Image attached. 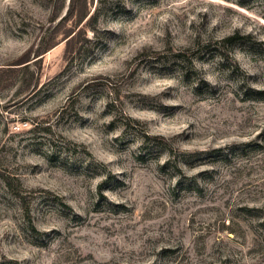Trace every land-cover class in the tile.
I'll list each match as a JSON object with an SVG mask.
<instances>
[{"label":"rangeland","instance_id":"obj_1","mask_svg":"<svg viewBox=\"0 0 264 264\" xmlns=\"http://www.w3.org/2000/svg\"><path fill=\"white\" fill-rule=\"evenodd\" d=\"M76 3L0 0V264H264V0Z\"/></svg>","mask_w":264,"mask_h":264},{"label":"trees","instance_id":"obj_2","mask_svg":"<svg viewBox=\"0 0 264 264\" xmlns=\"http://www.w3.org/2000/svg\"><path fill=\"white\" fill-rule=\"evenodd\" d=\"M75 4H77L76 3V0H72V5H70V9H72L73 8V5H75ZM72 6V7H71ZM237 38H239L238 37V35L237 34H235V35H232V36H229V37H227L226 38V40H227V42H234ZM52 46H49V47H46L44 50H42L41 51V53H39L38 54V57L39 56H42L46 51H48L50 48H51ZM217 49H214V51H216ZM220 55V57L221 56H223V55H221V53H219ZM255 93L257 94V95H261V94H264V92H262V91H255ZM134 122H135V120H133ZM144 136H145V138L146 139H148L149 138V136L148 135H146V134H144ZM213 153H217L218 151H216V150H214V151H212ZM3 182H4V184L6 185V186H10L11 185V183H10V181L7 179V177L6 178H4L3 177ZM100 186H101V184H100ZM15 194V197H17V198H19L20 200H21V195H20V193L19 192H15L14 193ZM32 230H34L33 228H32Z\"/></svg>","mask_w":264,"mask_h":264}]
</instances>
